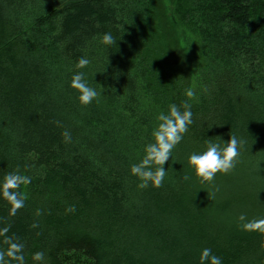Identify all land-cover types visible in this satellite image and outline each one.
I'll list each match as a JSON object with an SVG mask.
<instances>
[{
    "label": "trees",
    "instance_id": "16d2710c",
    "mask_svg": "<svg viewBox=\"0 0 264 264\" xmlns=\"http://www.w3.org/2000/svg\"><path fill=\"white\" fill-rule=\"evenodd\" d=\"M145 2L0 0V264H264V0H174L196 99Z\"/></svg>",
    "mask_w": 264,
    "mask_h": 264
},
{
    "label": "rangeland",
    "instance_id": "374dc122",
    "mask_svg": "<svg viewBox=\"0 0 264 264\" xmlns=\"http://www.w3.org/2000/svg\"><path fill=\"white\" fill-rule=\"evenodd\" d=\"M145 10L140 32L145 38L137 39L133 55L144 58V66H164L170 72L168 79H162L164 83L190 89L192 99L198 98L210 82L207 73L211 64L200 34L183 22L174 0H146ZM155 76H148L146 82L156 84Z\"/></svg>",
    "mask_w": 264,
    "mask_h": 264
}]
</instances>
